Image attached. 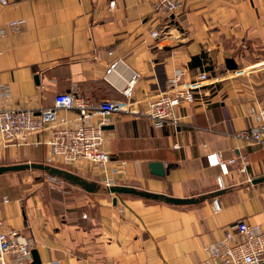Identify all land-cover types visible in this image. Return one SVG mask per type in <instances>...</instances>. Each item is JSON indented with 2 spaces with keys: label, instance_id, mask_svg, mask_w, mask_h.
I'll use <instances>...</instances> for the list:
<instances>
[{
  "label": "crops",
  "instance_id": "obj_1",
  "mask_svg": "<svg viewBox=\"0 0 264 264\" xmlns=\"http://www.w3.org/2000/svg\"><path fill=\"white\" fill-rule=\"evenodd\" d=\"M183 2L171 18L156 15L154 0H10L0 15L1 25L25 21L19 34L0 37V87L9 89L7 104L16 109L39 113L61 93L124 100L121 92L139 74L133 101L144 110L176 70L185 72L183 84L203 72L219 79L207 89L210 97L178 108V128L155 129L145 117L114 114L106 132L114 164H127L117 186L207 199L170 205L122 195L115 203L101 171L85 166L76 175L96 183L95 193L64 182L72 188H58L61 194L0 202L7 228L33 236L43 264H206L205 246L223 239L228 227L245 220L264 229V182L253 184L264 177V146L233 133L250 126L249 108L264 100V0ZM228 59L241 73L228 70ZM209 153L228 163L225 189L218 188L221 170L209 166ZM50 157L47 146H0V166L52 164ZM151 163H162L165 175L152 174Z\"/></svg>",
  "mask_w": 264,
  "mask_h": 264
},
{
  "label": "built area",
  "instance_id": "obj_2",
  "mask_svg": "<svg viewBox=\"0 0 264 264\" xmlns=\"http://www.w3.org/2000/svg\"><path fill=\"white\" fill-rule=\"evenodd\" d=\"M9 4L10 0H0V15ZM115 6V2L110 3L111 9ZM184 6L183 0H154V10L159 18L176 16L184 10ZM24 24V20L11 21L6 25L0 23V37L4 38L10 33L19 34ZM161 35L158 30L151 32L155 39ZM118 63L111 64L108 75L116 71ZM184 75L182 69L176 70L174 77L168 79L166 89L147 99L144 110L135 109L136 102L133 101V89L140 78L139 74H134L127 88L121 92L124 100L94 102L75 93H61L56 96L53 107L39 110V113L9 106L7 102L11 93L8 88L0 87V98L4 101L0 106V146H47L51 154L49 162L76 170L92 165L101 171L102 183L106 190H110L117 186V177L126 174L127 164H114L106 150L107 131L103 127L109 125V117L114 114L133 115L147 118L155 129L167 126L178 128L181 125L178 107L182 104L192 105L197 93L219 81L203 72L192 83L183 84ZM202 95L204 98L210 97V91L206 90ZM61 112L65 116H61ZM247 117L251 121L250 126L236 132L235 139L264 146V100L258 106L250 107ZM242 159L240 172L245 174L248 164L245 158ZM207 160L210 167L220 168L217 185L225 189L228 163L224 162L221 153H209ZM236 163V160L231 161V164ZM112 164L114 167H111ZM52 180L58 188H63V180ZM9 203V198L4 196L2 204ZM213 206L215 214L221 212L218 200L213 201ZM35 246L33 236L7 228L0 207V264H32ZM205 251L208 256L206 264H264V229L245 220L238 221L227 228L223 239L205 246ZM51 264H59V261H52Z\"/></svg>",
  "mask_w": 264,
  "mask_h": 264
},
{
  "label": "water",
  "instance_id": "obj_3",
  "mask_svg": "<svg viewBox=\"0 0 264 264\" xmlns=\"http://www.w3.org/2000/svg\"><path fill=\"white\" fill-rule=\"evenodd\" d=\"M227 68L230 71H235L238 69V65L233 59H228L226 61ZM104 130H110V126H104ZM150 168L152 170V174L157 175V176H164L166 173V169L164 168V165L162 163H151ZM28 170H38L46 173L48 176L52 178H58L63 180L64 182H67L73 186L80 187L84 191L89 192V193H95L97 189V184L94 182H89L85 180L84 178L67 171L65 169H61L58 167H54L48 164L44 163H25V164H17V165H5V166H0V176H3L5 174L9 173H16V172H22V171H28ZM264 182V177L256 179L253 181V184H258ZM107 192L111 195H114V202L116 203L122 195H133L137 196L140 198H144L147 200H153V201H160L164 202L166 204L170 205H191L198 203L202 200L207 199V196H202L201 198L198 199H178V198H171L165 195L161 194H154V193H149L145 191H140L135 188H130L127 186H115L112 187L110 190H107ZM33 255V263L32 264H43L39 251L37 249H34L32 251Z\"/></svg>",
  "mask_w": 264,
  "mask_h": 264
},
{
  "label": "rangeland",
  "instance_id": "obj_4",
  "mask_svg": "<svg viewBox=\"0 0 264 264\" xmlns=\"http://www.w3.org/2000/svg\"><path fill=\"white\" fill-rule=\"evenodd\" d=\"M240 70H237V72H239ZM233 73H236V72H230V74H233ZM236 76H238V75H236ZM207 89H209V87L202 89L199 93L196 94L195 103L203 100L204 97L202 94H204ZM195 103H193V104H195ZM180 107H178V108H180ZM167 127L168 128H174L173 126H167ZM236 132H239V131H236ZM236 132H233V133L235 134ZM242 164H243V159H242ZM48 165L59 167L61 169H65L67 171L71 170V172L74 174L78 173V171H79L76 169L68 168L67 166H64L61 164H54L53 165V163H52V164H48ZM52 181L53 180L50 176H48L46 173H44L42 171H38V170H28V171L9 173V174L3 175L0 177V202H2V195H5V196L8 195L7 197L9 198V200H15V199H18L17 197H19L21 199H27V198L34 196L35 194H41L44 191H51V192H53V193L55 192L57 194L63 193L62 191H60L58 189V186H56L55 184L52 183ZM63 186L65 188H69V189L72 188L67 184H64ZM58 191H60L61 193H59ZM105 191H107V190L105 189ZM112 196H114V195H112ZM16 203L17 202L15 201L14 206H16ZM17 206H18V204H17ZM213 208H214V206H213Z\"/></svg>",
  "mask_w": 264,
  "mask_h": 264
},
{
  "label": "trees",
  "instance_id": "obj_5",
  "mask_svg": "<svg viewBox=\"0 0 264 264\" xmlns=\"http://www.w3.org/2000/svg\"><path fill=\"white\" fill-rule=\"evenodd\" d=\"M44 164H46V163H44Z\"/></svg>",
  "mask_w": 264,
  "mask_h": 264
}]
</instances>
